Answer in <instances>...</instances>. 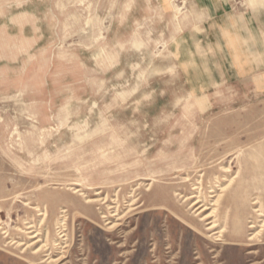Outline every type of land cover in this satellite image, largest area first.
<instances>
[{"label":"rangeland","instance_id":"1","mask_svg":"<svg viewBox=\"0 0 264 264\" xmlns=\"http://www.w3.org/2000/svg\"><path fill=\"white\" fill-rule=\"evenodd\" d=\"M223 14L252 27L244 43L205 38ZM227 185L214 207L211 190ZM176 194L206 197L223 242L151 210L169 197L211 235L195 200ZM116 198L121 216L127 201L137 209L111 219L122 225L114 238L102 216ZM63 216L64 253L34 258L37 248L11 244L30 241L27 222L38 246L57 239ZM156 228L175 249L157 251L150 236L147 261L140 242ZM234 254L264 264V0H0V264H232Z\"/></svg>","mask_w":264,"mask_h":264},{"label":"bare ground","instance_id":"2","mask_svg":"<svg viewBox=\"0 0 264 264\" xmlns=\"http://www.w3.org/2000/svg\"><path fill=\"white\" fill-rule=\"evenodd\" d=\"M231 158V157H230ZM225 173H229V169L225 168L224 169ZM232 178V177H230ZM231 181V180H230ZM229 181V185L232 184V181ZM225 187H215L216 190H211V198H216L213 206L216 207L217 203L219 202V200L223 197V193L227 190L228 186ZM71 190L73 191V194H79V196H84V194H82V191L78 188H71ZM150 188L147 189V191H149ZM194 190H200L199 188H194ZM100 194V193H98ZM97 194V195H98ZM175 196H180V199H184L183 203H188L191 199L195 200L192 202L191 204V209L194 210L195 214H198V216L202 217L201 221L203 223V225L206 224V226H208L207 231L211 233V235H207L204 234L202 232H199L196 228H194L188 221H186L184 218H182V216H180V214L178 212H176L175 210H172L170 207L167 206L168 204H173L171 201V198L169 197H164L162 199V201H159L158 205H162L163 207L158 208H152L151 210L155 211V210H160L161 212H167L170 214V216L177 221V226L179 225V227L181 228L182 226H184V232L185 235H196L199 234L202 238H205L207 241H211V242H217V243H221L223 242L222 239H220V233L222 232H217L216 230L219 228V225L217 223L216 220V215H215V211L216 209H213L212 212H210L209 214L205 215V212H207V210H210L208 208V202L205 198L201 196L198 197L197 196H191L188 197L187 196H181V195H175ZM85 204L86 205H92V204H105L107 203V197L105 198H97V199H91V198H87L85 197ZM136 201H127L126 202V207H127V214L121 216V208L123 206L122 202L120 200H118L117 198L112 202V205H109L107 207V210L109 211L106 215L102 216V219H105V226H107L108 228L105 229L104 231L108 232V233H112L113 237L116 238V232L118 230V228L120 226H122L119 223H114L111 219L117 218V221H122L125 217H127V215L133 211H135L137 208H135V203ZM212 203V202H211ZM126 210V211H127ZM41 212V211H39ZM67 212V211H63ZM46 213H40L41 216H44ZM64 220L60 221V227H58L57 229H60V231L58 232V237L55 240H51V238H47L45 240V242L41 245L38 246L40 244V242H42L39 238L40 233L39 231L35 230L36 226L32 223V222H27L25 225L26 227L24 229H19L22 233H24L26 235V237L30 240L28 242H11L12 245L16 244L17 247H25V251L27 252L28 250L32 249V248H37V250L33 253L34 258H38L40 257L41 254H43L44 252H54L56 250L58 251H63L62 253H64V250L68 247L67 245V237L68 235L66 234L67 229H66V217L63 216L62 217ZM86 221H88L89 223L95 225V223L89 219V218H85ZM213 220V221H211ZM153 226H155V222L152 223ZM250 228H254V225H251ZM2 230V229H1ZM195 233V234H194ZM5 234V233H3ZM216 236V238H213V236ZM155 237L157 238V244H156V250L159 251L162 249V247L164 245H170V247L167 248V250H171L172 252L175 249V244H176V238L170 233L169 230L165 231V232H161V230L159 228H156L155 230H153V233L150 234L149 233V229H147L146 234L144 235L142 241L140 242V250L142 252V258H144L145 260H149L150 257L148 255L147 252V244H148V239L149 237ZM256 234L251 235V237L249 238V241H254L256 239ZM185 241V240H184ZM97 243H99V245L101 246V243L97 241ZM233 246H241V244L239 243H234L232 244ZM184 250V248H183ZM17 256V255H16ZM66 257L63 256L58 260H54L53 257H49L46 261H43V263L48 262V264H58L59 262H62L63 259H65ZM141 258V259H142ZM217 258V257H216ZM235 260L232 264H244V260L242 258V255L240 254H234L233 257ZM176 261V257L173 258V261ZM140 261V260H139ZM143 261V260H142ZM187 261H189V257H187ZM139 263V262H138ZM180 264V263H177Z\"/></svg>","mask_w":264,"mask_h":264},{"label":"crops","instance_id":"3","mask_svg":"<svg viewBox=\"0 0 264 264\" xmlns=\"http://www.w3.org/2000/svg\"><path fill=\"white\" fill-rule=\"evenodd\" d=\"M227 19H229V14L212 17L210 22L205 26V38L211 39L217 44L222 45L229 40H237L244 43V40L249 36V33H251L247 32L245 28L249 29L252 27L247 26L249 23L245 24L247 27H245V25L243 27Z\"/></svg>","mask_w":264,"mask_h":264}]
</instances>
